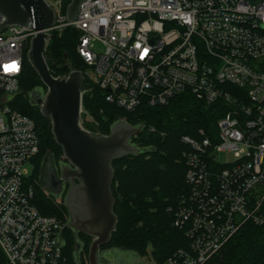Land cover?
I'll list each match as a JSON object with an SVG mask.
<instances>
[{
  "label": "built area",
  "instance_id": "1",
  "mask_svg": "<svg viewBox=\"0 0 264 264\" xmlns=\"http://www.w3.org/2000/svg\"><path fill=\"white\" fill-rule=\"evenodd\" d=\"M47 1L56 12L48 33L80 32L85 80L110 105L133 113L187 93L220 113L216 133L181 138L188 191L174 227L189 243L164 264H207L247 225L264 228V0H86L74 22L62 0ZM34 36L0 32V264H69L70 223L33 200L36 124L12 106ZM82 115L96 123L83 104ZM225 153L233 161L222 163Z\"/></svg>",
  "mask_w": 264,
  "mask_h": 264
},
{
  "label": "trees",
  "instance_id": "2",
  "mask_svg": "<svg viewBox=\"0 0 264 264\" xmlns=\"http://www.w3.org/2000/svg\"><path fill=\"white\" fill-rule=\"evenodd\" d=\"M62 2L66 13L72 0ZM79 39L80 32L71 27L50 34L45 57L55 78L67 77L72 71L85 73L84 61L77 53ZM65 66L68 68L64 69ZM40 85L43 83L30 64L26 52L20 94L12 106L34 120L40 140V152L33 161L34 171L30 177L34 204L43 215L61 219L68 214L66 206H56L53 198L38 187L45 161L41 155L43 148H61L56 146L50 121L40 112L35 113L28 99L29 93ZM83 89H90L83 97L84 110L96 122H83L84 128L90 132L110 135L112 127L120 120H125L132 127L145 126L132 138V144L139 148L140 153L113 164L115 179L112 193L116 201L114 213L118 222L109 245L140 255L152 249L154 260L164 264L175 251L189 243L185 234L174 227L175 210L188 191L187 168L183 161L186 147L181 143V138L184 135L195 136L200 129L216 133L220 113L216 107H207L187 93L177 96L167 106H144L133 113H127L107 103L105 94L88 78ZM151 128L157 132H152ZM67 229L66 256L69 264H76L72 245L67 239L70 235ZM221 253L223 256L218 258ZM219 254L207 264H264V228L247 225Z\"/></svg>",
  "mask_w": 264,
  "mask_h": 264
},
{
  "label": "water",
  "instance_id": "3",
  "mask_svg": "<svg viewBox=\"0 0 264 264\" xmlns=\"http://www.w3.org/2000/svg\"><path fill=\"white\" fill-rule=\"evenodd\" d=\"M84 1L72 0L67 8L69 22L76 20ZM0 15L5 19L0 23V32L8 26L35 32L28 59L47 88L46 98H37V105L43 117L51 120L55 141L71 164L61 168L60 177L51 174L48 189L58 194L60 185L70 184L66 198L70 227L93 239L89 264H100V248L111 242L118 222L112 193L113 164L140 153L131 142L142 129L121 121L112 127L110 135H98L82 126L83 72L72 71L67 77L55 78L46 61L48 30L56 25V12L47 0H0Z\"/></svg>",
  "mask_w": 264,
  "mask_h": 264
},
{
  "label": "rangeland",
  "instance_id": "4",
  "mask_svg": "<svg viewBox=\"0 0 264 264\" xmlns=\"http://www.w3.org/2000/svg\"><path fill=\"white\" fill-rule=\"evenodd\" d=\"M50 1L52 2L53 0H50ZM97 49L98 51L103 50L102 47H98ZM18 94H20V92ZM46 95H47V88L44 86V84L37 86L34 90H32L29 93L28 99L32 107H34L35 113L38 111L42 115L41 108L40 106L37 105V98L45 99ZM16 96L14 97V99L16 98ZM48 120L50 121V126H52L51 120L50 119ZM84 121H85V117L84 118L82 117L81 123ZM56 146L60 147L57 143H56ZM41 155L45 161L47 160L52 161L53 164L57 168H59V170H61L63 166L71 165L69 161L65 158V154L62 148H59V149L58 148H43ZM55 155L57 157H55L54 159ZM220 160L222 163H230L231 161H233V156L229 153H225L221 155ZM33 171H34V168L30 167L31 175L33 174ZM33 184L38 185L36 183H33ZM38 187L41 188L48 197L53 198L56 206L57 205L60 207L66 206V198L69 192L68 188H66L64 192L61 191L58 194H55V193H52L48 189V187H46L45 185H41V183H40V186ZM61 219L70 223L71 219H70L69 212L68 214L63 215ZM67 230L70 231V235L69 237H67V239H68V242H70L72 245L71 250L74 255V259H76V264H89V254H90V248H91L93 239L83 233L76 232L71 227L68 228ZM78 245L80 246V248L76 250ZM152 251H153L152 249H149V251L145 255H140L131 250L116 248L108 244L100 248V252H99L100 257H101L100 264H158L153 258ZM222 256H223V253L219 254L218 258Z\"/></svg>",
  "mask_w": 264,
  "mask_h": 264
},
{
  "label": "flooded vegetation",
  "instance_id": "5",
  "mask_svg": "<svg viewBox=\"0 0 264 264\" xmlns=\"http://www.w3.org/2000/svg\"><path fill=\"white\" fill-rule=\"evenodd\" d=\"M53 173H55L58 177L61 176V170H59V168H57L52 161L50 160L45 161L42 168V174L40 180L41 185H45L46 187H48L50 185L51 174ZM66 188L70 190V184L65 182L62 185H60V192L61 191L64 192Z\"/></svg>",
  "mask_w": 264,
  "mask_h": 264
}]
</instances>
